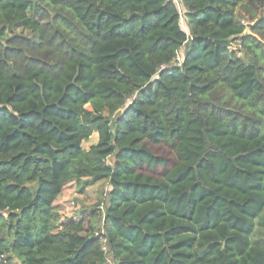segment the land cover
Segmentation results:
<instances>
[{
	"label": "trees",
	"instance_id": "trees-1",
	"mask_svg": "<svg viewBox=\"0 0 264 264\" xmlns=\"http://www.w3.org/2000/svg\"><path fill=\"white\" fill-rule=\"evenodd\" d=\"M182 2L0 0V264H264V0Z\"/></svg>",
	"mask_w": 264,
	"mask_h": 264
},
{
	"label": "rangeland",
	"instance_id": "rangeland-1",
	"mask_svg": "<svg viewBox=\"0 0 264 264\" xmlns=\"http://www.w3.org/2000/svg\"><path fill=\"white\" fill-rule=\"evenodd\" d=\"M175 2L181 15V24L189 33L183 2L182 0H175ZM95 141L96 137L92 136L89 141L84 142V147L89 148ZM110 188L108 178L100 180L84 178L70 181L55 203L56 217L54 224L58 225L71 219H78L84 213H90L94 210L100 212L98 225L101 227L103 207L107 204ZM256 237L260 238L261 234H256ZM104 245L105 249H107V244L104 243Z\"/></svg>",
	"mask_w": 264,
	"mask_h": 264
},
{
	"label": "water",
	"instance_id": "water-1",
	"mask_svg": "<svg viewBox=\"0 0 264 264\" xmlns=\"http://www.w3.org/2000/svg\"><path fill=\"white\" fill-rule=\"evenodd\" d=\"M246 32L249 33V29H247ZM215 42L218 44L230 45V40H216Z\"/></svg>",
	"mask_w": 264,
	"mask_h": 264
},
{
	"label": "built area",
	"instance_id": "built-area-1",
	"mask_svg": "<svg viewBox=\"0 0 264 264\" xmlns=\"http://www.w3.org/2000/svg\"><path fill=\"white\" fill-rule=\"evenodd\" d=\"M174 1H175V0H174ZM177 59H178V60H180V59H181V57H178ZM93 136H94V135H93ZM3 258H4V256H3V255H1V256H0V261H1Z\"/></svg>",
	"mask_w": 264,
	"mask_h": 264
},
{
	"label": "crops",
	"instance_id": "crops-1",
	"mask_svg": "<svg viewBox=\"0 0 264 264\" xmlns=\"http://www.w3.org/2000/svg\"><path fill=\"white\" fill-rule=\"evenodd\" d=\"M94 136L96 137V140H97V138H98V133H95Z\"/></svg>",
	"mask_w": 264,
	"mask_h": 264
}]
</instances>
